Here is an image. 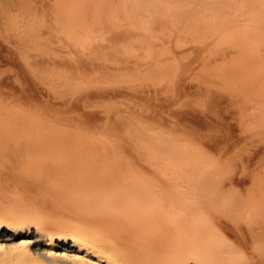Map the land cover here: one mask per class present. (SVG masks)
Listing matches in <instances>:
<instances>
[{"label": "rangeland", "instance_id": "374dc122", "mask_svg": "<svg viewBox=\"0 0 264 264\" xmlns=\"http://www.w3.org/2000/svg\"><path fill=\"white\" fill-rule=\"evenodd\" d=\"M104 1L0 0V117L23 122L19 141H36L38 124H55L72 141L89 140L97 150L100 145L101 154L118 159L116 166L129 161L128 172L145 171L159 188L176 189L173 181L185 187L188 180L196 191L209 184L212 216L245 260L238 263L264 264L254 237L264 230V209L233 214L247 197L264 208V0ZM238 72L254 78L244 85ZM49 171L21 194L34 211L28 215L35 213L31 229L51 234L53 215L67 212V218L75 207L49 184ZM187 205L195 206L188 210L196 217L203 215L196 201ZM131 258L123 264H137Z\"/></svg>", "mask_w": 264, "mask_h": 264}, {"label": "bare ground", "instance_id": "6f19581e", "mask_svg": "<svg viewBox=\"0 0 264 264\" xmlns=\"http://www.w3.org/2000/svg\"><path fill=\"white\" fill-rule=\"evenodd\" d=\"M138 1L140 2V0ZM145 1H143V3ZM119 7L118 9H120ZM89 8L90 7L88 6V10L91 11L92 9ZM85 10L87 15L88 13L87 9ZM95 10L97 9L94 8V11ZM108 10L110 11V9ZM92 12L93 11H91V13ZM97 12L95 11V14H97ZM213 13H217V12L213 10ZM218 14H215V16L217 17ZM221 14L223 15L222 11ZM96 16L98 19V15ZM73 22L71 26L73 24H76L75 23L76 20L74 23ZM218 26H220V24ZM88 27H90V25ZM83 42H85V39ZM76 44L75 46H77ZM258 44L260 43L258 42ZM237 62L238 61L235 62V68L236 66L241 67V64L238 62L240 64L238 65ZM245 65L247 66L246 63ZM233 67L234 66H232V68ZM235 68H233V70ZM236 69H238V67ZM249 71L247 70L246 72L250 74L251 72L249 73ZM232 72L233 71H231L230 73ZM243 73L241 75L240 72H238V75H236V76L241 75L243 77H246V80H243V78H241L242 81L240 80V82H243L242 84L247 83L246 81L248 77H249L248 79H250L249 81H251V79L253 80L254 77L250 78L253 76L252 74H251L252 76H249L247 74L248 75L247 77L244 76L245 74ZM232 74H230V76ZM255 78L258 80L257 76H255ZM233 79H235V82L238 80V78L236 80V78L234 77H232V80L230 79L231 81L229 79L228 80L232 82ZM235 82L233 81V83ZM255 84L252 85H254L253 87L256 88L255 90L257 92L258 91L257 86L259 84H260L259 86L262 85L261 83H257L258 85L255 86ZM252 85H250L251 88ZM250 86L248 85L249 90H250L249 88ZM237 87L235 89H237ZM239 90L240 89H238V92ZM4 106H6V104ZM257 106L258 103L256 107ZM19 107H21V104H19ZM25 112L27 111L25 110ZM40 116L39 118H41ZM23 125L24 124L23 122H21V120L18 121V120H12L10 118L0 117V137L3 138L4 140L12 139V141H0V264H123V262L130 257H132L133 261H135L137 264H188L189 262H191L192 264H241L240 262L238 263V261H240L242 258L240 259L239 257L238 259L237 257V256H241L240 252L238 251L240 254L238 255V252H236L235 250L237 248L236 246L233 245V242L231 243V241L228 240V238L224 239L225 236L220 234L221 232L220 229H222L221 225H218L214 221L216 220L212 216L214 213L212 211V207H214V202L211 195L209 194L211 188L209 184L205 183L200 189L198 188V190L194 191V188H192L193 186L192 184H191L192 186L189 185L190 187L188 185L186 186V184L189 183L188 180H186L187 183L185 182L186 183L184 185L185 187L182 186L183 185L182 180H181L182 183H180L182 185H180L178 181L177 182L173 181V183H177L174 184L176 186V187L174 186L176 189L167 190L164 184L163 186H165L166 189L165 190L162 187L160 188L157 187L156 184L158 183V181L156 184H154L152 182L153 176L149 177L150 175H148L145 171H142L141 174L139 173L135 175L136 173L132 174L133 171L131 170L132 169L131 168L130 170L132 171V173L131 171L128 172V169L126 170L125 167L126 166L127 168L129 167L128 166L129 161L127 162L128 165L125 162L126 166L125 165L116 166L118 163V162L116 163V161L118 159L116 160L112 159L110 156L107 155V153L101 154L99 151L100 145L99 147L97 146L98 147L97 150L96 145L93 146L91 145L92 143L89 144L88 142L89 140H87L88 143L85 142V139L84 141H80V140L78 141L77 138L79 139V137H77L74 138L77 141L76 140L72 141L71 138H67L66 136H64L66 135V132H63L65 134L62 135L61 134L62 131L61 132H59L60 130L57 131L58 127L53 128L55 124L54 125L51 124L52 126H50L46 122L45 127L44 125L43 127L41 126L42 123L41 125L38 124L33 136L34 137L33 140L36 141H19L17 138L19 137L21 131L24 130ZM70 135L75 136V134H71V133ZM22 137L23 135H21V138ZM80 138L82 139L83 135L82 137L80 136ZM16 139L18 141H13ZM103 146H105L104 143ZM112 160H115V162H113ZM50 166H53L54 171L52 170L53 175H49L47 173L50 177L49 180L50 183L49 182L48 183L51 184L52 187L54 186L55 188H57V191H62L66 193V196L67 195L69 196V200L64 198L65 199L64 201L68 200L69 202H72L71 204L75 207V214H74L72 213L74 210L73 211L70 210L72 208L67 206L71 211L72 215L70 214L68 208H66L67 211H69V214L73 217H69L70 216L69 215L66 218L65 214L68 215L67 212L63 213L64 215L63 214L58 215L55 213L58 216L53 215L54 213L51 214L55 218L57 217L56 220L58 219V217H60V219H58L57 221L56 220L51 221V223L54 222L53 226H55V229H53L54 233L51 234L43 233L42 231L40 232L35 228L34 230L31 229L32 225L30 224L31 223L30 219L31 220L35 219L34 217H32L35 213L30 215L34 211L33 210L32 212L28 211L31 210V208L26 207L27 204L25 203L26 201H24V197H23L24 195L21 194L22 187L26 188L28 184L29 185L35 184L38 181L37 179L40 177L42 173L49 171ZM135 169L137 170V168ZM52 171H49V173ZM162 174L164 175V173ZM173 174H175V172ZM170 176L168 175V177ZM172 177H174V175H172ZM28 178L31 179L29 180ZM179 178L180 176H178L177 180ZM45 181L43 180V182ZM149 181H151L152 184L156 186L155 188L153 187L154 190L152 189V186L149 185ZM169 183L172 182L169 181ZM160 184L158 186H161ZM178 185H180V189L179 188L177 189ZM35 186H37V184H35ZM38 186L40 187L41 185ZM170 186L174 188L173 185ZM187 187L190 189V191H188L189 189ZM156 188L163 190H159ZM181 188H184V190H182ZM191 189H193V191H191ZM51 193H53V191ZM62 196L60 197V201ZM56 199H54L55 202ZM192 200L194 202L196 201L197 204H199V206L203 210V215L200 214V217L195 216L198 213L195 214V212L193 213L188 210L190 209V207L194 206V205L191 206L187 205L189 204L190 201L193 203ZM251 200L252 199L250 197L249 198L247 197L242 205L239 204V206L235 208V213L233 214H235L236 216H240V215L243 216V213H245L244 211L245 208L246 210H250L248 208H252V210H250V213L253 211V209L254 210L257 209L259 211L260 209H264L261 207V203L260 205L259 203H257V200L256 202ZM22 201H24L26 205ZM60 201L59 203H61ZM23 204L25 205L26 210L23 207L24 206ZM28 212L30 213L29 215L31 217L28 215ZM253 214H256V212ZM53 216L49 215V219L48 217L47 219L50 221V217ZM61 216L62 217L64 216L66 219L64 217L62 218ZM49 221H45V222L49 224ZM23 229H26L25 230L26 232ZM254 237L259 242L258 243L256 241V243H258L257 244L258 248L264 251V230H262V232H257L256 234H254ZM242 260L245 261L244 259ZM129 264L131 263L129 262ZM242 264H246V263L243 262Z\"/></svg>", "mask_w": 264, "mask_h": 264}]
</instances>
